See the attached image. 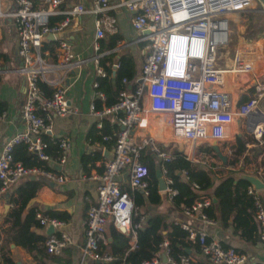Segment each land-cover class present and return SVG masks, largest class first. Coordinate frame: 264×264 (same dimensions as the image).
<instances>
[{"label":"built area","instance_id":"2783aa9c","mask_svg":"<svg viewBox=\"0 0 264 264\" xmlns=\"http://www.w3.org/2000/svg\"><path fill=\"white\" fill-rule=\"evenodd\" d=\"M1 1L0 17H10L13 20L16 52L20 59L16 71L22 76L24 93L20 104L22 128L6 138L0 147V191L29 175L56 182L63 179L62 175L46 165H61L65 161L69 140L65 136L55 138L57 154L53 157L49 152L50 145L42 135L51 131L53 114L74 112L75 109L67 103L64 87L60 85L61 78L68 69L86 58L75 56L71 43L59 37L58 33L66 24V18L49 25L46 22L47 16L62 12L58 7L69 2L72 4L63 12L70 15L123 6L131 12V26L144 31L140 39L144 41L145 52L134 87L129 90L121 89L117 101L105 105L102 103L105 95L97 89L95 79L92 82L93 99L88 106L90 115L95 118L96 128H101L103 118L112 116L118 129L110 146V156L102 161L101 170L96 175L98 183L95 201L85 211L84 239L78 264L83 260L109 261L114 256L101 248L107 225L111 224L116 230L132 236L135 228L140 225L138 207L126 190L121 188V176L125 173L130 188L147 193L148 169L139 160L141 151L145 150L157 160L164 183L162 190L169 197L177 192L163 164V161L172 159L174 154L159 146L152 136L134 134L135 129L146 128L148 113L168 115L173 139L220 141L224 135V127L231 122L233 113L246 118L256 107L264 84L256 88L254 95L234 105H231L229 94L222 87L226 74L251 69L261 51L260 44L242 41L233 49L227 65L220 66L216 63V50L226 43V19L223 16L255 9L254 0H117L113 3L108 0H91L90 7H86L83 0H8L9 5L5 9L2 8ZM103 28L111 30L113 18L97 22L95 38L103 35ZM47 33H51L52 39L56 41L57 56L54 61L46 60L40 52L41 40ZM93 48H98L96 41ZM101 54L98 52L93 56L99 76L104 75L97 64ZM50 76H53L52 79ZM46 83L55 86L46 92L43 87ZM144 95L146 102L143 100ZM94 99L100 100V107H96ZM3 114L0 112V118ZM257 115L258 121L261 114L257 112ZM263 128L264 122L258 121L250 131L257 143H261ZM108 137L101 136L103 140ZM17 143L24 144L26 150L40 163L24 164L20 160H13L12 151ZM180 172L186 178V171L182 169ZM261 181V189L264 190V180ZM191 185L198 188L194 181H191ZM246 193L250 196L252 214L258 226V242L264 249V205L253 186H247ZM208 204L209 198L199 194L189 204H182L181 207L190 219L211 223L212 219L202 210ZM135 215L139 220L132 222ZM34 216L39 224H50L54 228L43 240L48 253H58L70 242L65 231L56 230L62 221L38 211ZM180 226L186 230L188 239L198 243L203 262L193 261L185 253H180L177 257L169 255L167 240L163 238L158 245L163 246L166 260L170 264L246 262L244 254L233 246L222 245L217 240L208 238L203 229L188 223H181ZM132 247L136 249V244ZM157 261L158 258L152 255L139 264H155ZM1 262L0 258V264Z\"/></svg>","mask_w":264,"mask_h":264},{"label":"crops","instance_id":"0c3cea01","mask_svg":"<svg viewBox=\"0 0 264 264\" xmlns=\"http://www.w3.org/2000/svg\"><path fill=\"white\" fill-rule=\"evenodd\" d=\"M108 1L109 3H113L117 0ZM71 4L72 2L62 4L58 7L62 10V12L48 15L52 17L62 15V19L66 18L67 22L63 25L58 35L71 43V50L75 56L86 58L78 65L68 69L61 78L60 85L64 87V95L67 103L75 109L74 112H70L65 115L53 114L51 131L45 133L48 136L47 141L50 145L49 152L53 157H56L57 154L56 144L54 143L55 138L57 136H65L69 140V147L65 155V161L61 165L53 163H51V165L49 164L52 170L63 176V179L60 182H56L43 177L39 178L37 176L29 175L20 178L5 190L0 191V244L11 260V263L6 264L79 263L80 247L84 239L83 228L85 211L88 205L94 203L96 197V184L98 183L96 175L99 174L97 167L101 166L102 159L107 158L106 155H110L111 146H106L103 142L97 140L91 141L88 137V130L95 122V118L90 115L88 111V106L93 99L94 88L92 86V82L98 75L96 73V65L94 63L93 56L98 52L102 53L100 56H104L109 53L112 54L110 76L114 75L112 72H115L117 67L116 58L120 54L130 56L133 68L132 80L135 81V83L140 73V65L145 52L144 41L141 40L140 37L143 35L144 31L134 29L131 26V12L126 7L119 6L105 8L97 12H83L75 15L65 14L63 10ZM83 4L86 7H90L91 0H83ZM250 11H258L261 13L262 15L258 21L264 23L263 9H253ZM108 17L113 18V28H111V30L103 28V35L95 38L94 33L97 22L99 23ZM0 18H2L0 28V100L4 103V108L1 111L4 114L3 117L0 118L1 147L6 138L22 128L23 121L20 116V104L23 99L24 84L22 76L18 71H16V67L19 65L20 59L16 52L17 45L13 20L10 17ZM251 18L255 19L254 16ZM52 20H55V18ZM112 35H117L118 39L116 40L115 45L109 48L107 43L110 41ZM256 38L257 39H254L253 37H244L242 40L254 41L261 46L258 60L255 61L250 70L244 72L246 73V76L242 74L243 72L225 75L222 88L228 92L231 105L254 95L256 88L264 84V28H262L261 36H256ZM238 40L241 39H237V41ZM95 41L98 46L97 50L93 48V43ZM237 41L235 42V46L239 42ZM40 48H42L40 50L41 55L46 60L54 61L56 59L55 40L43 37ZM50 48H52V50H50ZM52 77L53 76H50L49 78L52 79ZM122 77H120L121 81ZM123 78L124 81L122 82H126L127 80L125 77ZM127 84V88H125L127 90L134 87L130 88V80L127 81ZM54 86L55 84L51 83L43 85L46 92H49L52 88H54ZM256 111H259V113L264 117V90L261 91V94L257 98L256 107L248 113L251 118L249 119V122H264V120H256V117H258ZM154 115L153 119L148 116V124L145 129H135L134 134H147L152 137L154 134L153 138L157 141V144L160 143V145L164 147L166 146V149L169 151H171V147L167 144L172 141L170 146H173L175 150L181 152L186 158L201 167L204 166L203 161L206 156L212 157L219 162L220 167L228 168V172L226 174L233 177V182H235L238 178L244 179L241 177L242 175H253L260 180L263 179L264 135L261 136V143H257L251 132H248L247 130L248 122L245 117H241L236 113H233L231 122L224 127V135L220 141L212 139L191 141L182 138L173 139L169 130L168 115L162 113L157 114V116L156 114ZM103 119H106L109 122L115 121L112 116L105 117ZM155 131L159 132L157 135L158 137L155 136ZM212 142L217 144L219 151L225 157L224 161H222L212 149L211 153L201 151V144L207 143L210 145ZM238 143L244 145V151L240 154H232L234 146ZM85 152H97L102 156L101 159H95L93 165H90L87 170L83 168L80 162V157ZM233 157H236V160L234 163L230 164L228 161ZM209 166L211 165L207 164L206 167H203L204 169L209 170L212 178V185L206 189V194H203L209 198V204L207 206L210 205L211 201H215V197L211 196L213 186L217 184L220 178L225 175L217 176L213 174ZM179 173L180 178L184 179L185 176L181 172ZM26 179H37L40 181V185L36 189L33 196L29 197L24 205L19 209L17 216V222H19L18 229L27 226L29 231L45 238L48 235V232H50L48 227L50 224H39L34 215L31 218H27L29 210L34 209V214L37 211L44 215L49 212L63 214L64 219H59L62 223L57 226L56 230L65 231L70 237V242L62 247L58 253H48L44 248L42 240L38 242L39 246L26 250L23 246L16 243L12 239L16 232L14 225L17 224L13 223V225L11 218L7 217L13 206L11 202L12 196L10 195L12 194L15 196L14 189ZM121 180L122 186L124 185L129 187L124 175L121 176ZM250 185L253 186L249 183L248 186ZM255 189L257 190V193L264 205V190L261 188ZM137 190L143 197V203L136 204L133 201L138 207V214L141 216V218H139L140 225L138 227L142 226L148 216L152 214H159L163 217L166 223H179V225L181 223H188L195 228L203 229L208 238H213L222 245L233 246L245 255L246 262L244 264H264V249L258 242L257 234L254 239H246L240 235V232L244 229V225L241 222H236V219L234 218L235 214L233 212L229 211L226 218H222L219 210L214 208V218H212V222L202 223L198 219H190L187 217L183 213L181 207L183 203L179 202L175 205L171 197H169L162 189L159 190L157 188V180L156 190L159 195V200L156 203H150L146 201V199L144 200L146 195L141 190ZM195 190L202 193L198 190V188ZM129 195L133 200L134 193L130 192ZM203 211L205 212V209H203ZM251 224H255L256 228L258 227L253 214L248 217V225L245 226V228ZM111 227H113L111 224L107 225L105 229V241L101 244L102 250L107 253H110L106 243L111 240L109 231ZM168 229L169 227L161 229V239L167 237ZM53 230L54 228L51 226V232H53ZM124 235L127 236L128 247L123 252L122 256H124L128 251L135 249L132 246L136 240L135 231L134 236H132V234ZM185 239L190 242H196L195 240L188 239L187 236ZM104 245L106 246L103 247ZM185 254L193 261H197L198 263L203 262V255L199 251L198 243L190 248H186ZM154 256L158 258V261L155 264H170L166 260L163 246L159 245V251L155 253ZM0 258L2 261L1 264H5L1 255ZM113 259H115V256ZM94 262L97 261L83 260L81 264H93Z\"/></svg>","mask_w":264,"mask_h":264},{"label":"trees","instance_id":"16d2710c","mask_svg":"<svg viewBox=\"0 0 264 264\" xmlns=\"http://www.w3.org/2000/svg\"><path fill=\"white\" fill-rule=\"evenodd\" d=\"M55 20H52L54 19ZM63 18L62 15H57L55 17L48 16L46 19L47 24H53L56 21L58 22ZM57 19V20H56ZM118 39L117 35H112L110 41H108L107 46L113 47L116 40ZM42 48H40L41 50ZM52 50V48H50ZM2 56V55H1ZM112 61V54L102 55L98 59V64L104 71L103 76H96L97 89L101 90L105 99L102 101L105 105H111L118 99V92L121 89L127 88V81L130 80V88L135 84V81L132 80L133 77V68L132 60L130 56L125 54H120L116 58L117 67L115 69L114 75L110 76V63ZM246 76V73H242ZM125 77L126 82H122L120 77ZM246 99V98H245ZM96 107H100V100L94 99ZM4 108V103L0 100V112ZM118 125L116 120L114 122H109L106 119L102 121L101 128H96L94 124L88 130L89 140L103 142L106 146H110L115 138ZM102 135H108L107 139L102 140ZM262 135H264V128ZM42 137L47 140L48 136L44 133ZM159 146L166 149V146H162L159 143ZM201 151L205 153H211V147L207 143L200 145ZM171 152L174 154V157L168 161H163V164L166 168V173L173 180V186L177 189L175 195H173L172 201L175 205L179 202L187 205L189 204L198 194H206V189L212 185V178L209 173V170L204 169L201 166H198L196 163L192 162L184 156L181 152L171 147ZM244 151V145L241 143L234 146L232 154H240ZM13 160H20L24 164H39L37 161L25 148V145L22 143H17L13 147L12 151ZM101 154L94 152H85L80 157V162L85 170H87L90 165H93L95 159H101ZM104 159H102L103 161ZM139 160L143 162L148 169L147 177V193L145 194L146 201L150 203H156L159 200V195L156 190V178L154 172V166L157 163V160L150 153H147L145 150L141 151L139 155ZM236 157L229 159V163H234ZM102 164V162H101ZM48 168L51 166L46 165ZM100 172L101 166L97 167ZM186 171V178H180V171ZM264 180V174H263ZM191 181H194L198 185V190L202 193L196 191L192 185ZM40 181L37 179H26L21 184H19L15 189V196L12 194L11 202L12 208L8 213V218H11L12 224L15 223V235L12 237L13 241L23 246L26 250H30L33 247L39 246V241H43V237L36 235L28 230V227L18 229L19 222H17V216L19 209L24 205L26 200L33 196L36 189L39 187ZM249 183L242 178H238L233 182V177L225 174L220 180L213 186L211 191V196L215 197V201H211L210 205L205 209V214L209 218H214L213 209L219 210V213L222 218H226L227 213L233 212L235 214L236 222H241L244 225L243 231L240 232L246 239H254L257 234V228L255 224L248 225V217L252 214V205L250 196L246 193V186ZM122 189L126 190L129 194L130 192L134 193L133 201L136 204L143 203V197L140 195L137 189H130L128 186H121ZM17 203V204H16ZM203 210V209H202ZM34 209H30L27 215V218H31L34 215ZM46 215L54 217L57 219H62L63 214H57L55 212H49ZM64 219V218H63ZM137 219V215L133 216L131 221L134 222ZM238 224V223H237ZM238 226V225H237ZM167 230V246L169 249V255L177 257L179 253H185L186 248L197 245L196 242H190L185 239L186 230H184L179 223H166L163 217L159 214H152L148 216L141 227L135 228L136 235V249L128 251L124 256L123 252L127 249V236L123 233L116 231L113 227L110 228L111 240L106 243L108 246L109 252L111 255L115 256V259H112L108 262H94L93 264H139L143 259H149L152 255L159 251L158 242L161 240V229ZM104 245L103 247H105ZM102 247V246H101ZM39 248V247H38ZM237 250V249H236ZM0 255L3 262L11 263L9 256L3 250L2 245L0 244Z\"/></svg>","mask_w":264,"mask_h":264},{"label":"rangeland","instance_id":"374dc122","mask_svg":"<svg viewBox=\"0 0 264 264\" xmlns=\"http://www.w3.org/2000/svg\"><path fill=\"white\" fill-rule=\"evenodd\" d=\"M7 2L8 0L1 1L2 3L1 6L3 9L8 7L9 2L8 3ZM253 7H255L254 10H258V8L261 7V4L259 3L258 0H254ZM255 12L248 10V11H242L239 13L232 12V13L225 14L223 16L226 19V34H225L226 43H224L223 46H220L216 50V58H217L216 63L218 65L224 66L229 63V59L232 55L233 48H236L238 43L241 42L244 37H253L254 39H257L256 36H261V31H262V28H264V23L261 21H258V19H260L262 14L259 13L258 11H255ZM253 16L255 17V19L251 18ZM1 24H2V18H0V28H1ZM237 39H241V40H238L239 41L238 42ZM236 41L238 43L235 46ZM143 100L146 102L145 95L143 96ZM148 116L149 118L153 119L155 115L152 113H148ZM170 143H172V141ZM170 143L167 145H169V147H173V146H170ZM206 163L208 165H211L209 166L211 171L213 172V174L217 176H222L228 172V168L220 167L219 162L212 157L206 156L203 161V165L205 167L207 166ZM210 163H213V164H210Z\"/></svg>","mask_w":264,"mask_h":264},{"label":"water","instance_id":"95a60500","mask_svg":"<svg viewBox=\"0 0 264 264\" xmlns=\"http://www.w3.org/2000/svg\"><path fill=\"white\" fill-rule=\"evenodd\" d=\"M259 1V3L262 5V7H260V8H258L259 10L260 9H263L264 10V0H258ZM44 37H48V38H52L51 37V33H47ZM113 66H115V65H113ZM112 74H114V72H112ZM257 110V109H256ZM259 112V111H258ZM249 117L247 118L246 117V120H247V122H248V126H247V130H248V132H250L251 131V129L253 128V126H254V122H249ZM259 120L260 121H263L264 120V117H263V115L261 114L260 115V117H259ZM253 121V120H252ZM210 147H211V149L213 150V152L218 156V157H220L221 158V160L222 161H224V159H225V157L221 154V152L219 151V149H218V146H217V144L215 143V142H212L211 144H210ZM110 155H106V157H109ZM154 170H155V178H156V180H157V188L159 189V190H161V189H163L164 188V183H163V178H162V176H161V173H160V171H159V168H158V165L157 164H155V166H154ZM123 175H125V173L123 174ZM32 177V176H31ZM241 177H243L244 179H246L247 180V182L248 183H250V184H252L255 188H262V181L260 180V179H258L257 177H255V176H253V175H242ZM49 227V229H50V232H48V234L49 233H51V226L49 225L48 226Z\"/></svg>","mask_w":264,"mask_h":264},{"label":"bare ground","instance_id":"6f19581e","mask_svg":"<svg viewBox=\"0 0 264 264\" xmlns=\"http://www.w3.org/2000/svg\"><path fill=\"white\" fill-rule=\"evenodd\" d=\"M257 60H258V59H257ZM260 60H261V59H260ZM261 61H262V60H261ZM254 68H255V67H254ZM152 132H154V131H152ZM155 132L157 133V134L155 133V136L158 137L157 135H158L159 132H158V131H155ZM153 137H154V134H153ZM156 137H155V138H156Z\"/></svg>","mask_w":264,"mask_h":264}]
</instances>
